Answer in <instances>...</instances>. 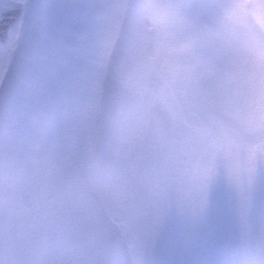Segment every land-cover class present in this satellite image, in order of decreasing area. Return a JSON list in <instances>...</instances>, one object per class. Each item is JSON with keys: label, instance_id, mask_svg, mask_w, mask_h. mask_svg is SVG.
I'll list each match as a JSON object with an SVG mask.
<instances>
[{"label": "rangeland", "instance_id": "374dc122", "mask_svg": "<svg viewBox=\"0 0 264 264\" xmlns=\"http://www.w3.org/2000/svg\"><path fill=\"white\" fill-rule=\"evenodd\" d=\"M5 19L0 264H264V0Z\"/></svg>", "mask_w": 264, "mask_h": 264}, {"label": "trees", "instance_id": "16d2710c", "mask_svg": "<svg viewBox=\"0 0 264 264\" xmlns=\"http://www.w3.org/2000/svg\"><path fill=\"white\" fill-rule=\"evenodd\" d=\"M14 10V8L12 9V11ZM11 10H7V13L6 14H9ZM24 14V12L22 13L21 10L19 9L18 13L16 14V16L13 18L15 19V24H20V22L22 21V15ZM7 17V16H6ZM7 22V19H5L4 21H0V27H3ZM10 23V22H9ZM11 24V23H10ZM0 41H1V38H0ZM0 44H2L0 42Z\"/></svg>", "mask_w": 264, "mask_h": 264}]
</instances>
